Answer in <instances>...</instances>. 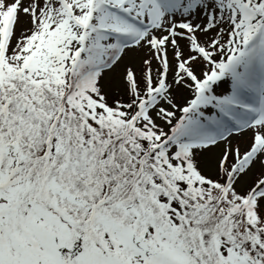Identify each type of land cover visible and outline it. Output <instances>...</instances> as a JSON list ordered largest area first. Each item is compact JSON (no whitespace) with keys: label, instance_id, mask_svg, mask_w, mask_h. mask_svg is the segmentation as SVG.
<instances>
[{"label":"snow or ice","instance_id":"snow-or-ice-1","mask_svg":"<svg viewBox=\"0 0 264 264\" xmlns=\"http://www.w3.org/2000/svg\"><path fill=\"white\" fill-rule=\"evenodd\" d=\"M0 264H264V0H0Z\"/></svg>","mask_w":264,"mask_h":264}]
</instances>
